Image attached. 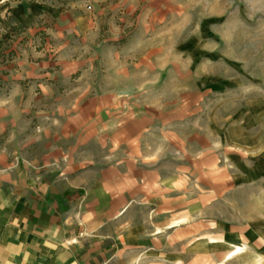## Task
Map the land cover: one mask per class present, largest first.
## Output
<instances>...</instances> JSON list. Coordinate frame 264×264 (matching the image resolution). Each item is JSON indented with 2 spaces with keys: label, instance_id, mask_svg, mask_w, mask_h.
<instances>
[{
  "label": "crops",
  "instance_id": "0c3cea01",
  "mask_svg": "<svg viewBox=\"0 0 264 264\" xmlns=\"http://www.w3.org/2000/svg\"><path fill=\"white\" fill-rule=\"evenodd\" d=\"M109 5L0 0V41L55 44L4 66L0 264H264V146L197 122V0Z\"/></svg>",
  "mask_w": 264,
  "mask_h": 264
},
{
  "label": "rangeland",
  "instance_id": "374dc122",
  "mask_svg": "<svg viewBox=\"0 0 264 264\" xmlns=\"http://www.w3.org/2000/svg\"><path fill=\"white\" fill-rule=\"evenodd\" d=\"M118 2L110 0L109 7ZM197 29V77L200 86L209 78L215 88L199 95L198 124L216 130L219 148L243 141L255 150L259 143L264 146V0H197ZM54 47L47 34L15 37L11 48L17 54L5 63L0 60V91L10 90L7 72H2L7 63L30 49L53 54ZM256 188L250 191L251 200L258 194Z\"/></svg>",
  "mask_w": 264,
  "mask_h": 264
},
{
  "label": "trees",
  "instance_id": "16d2710c",
  "mask_svg": "<svg viewBox=\"0 0 264 264\" xmlns=\"http://www.w3.org/2000/svg\"><path fill=\"white\" fill-rule=\"evenodd\" d=\"M6 25L10 28L11 33L7 39L0 41V60L3 63L12 60L15 57L17 52L13 48H11V42L15 37L19 36V34L23 33L26 29V25L23 24L18 23L16 25H11L10 20L7 21ZM2 72H4L5 74V71Z\"/></svg>",
  "mask_w": 264,
  "mask_h": 264
},
{
  "label": "bare ground",
  "instance_id": "6f19581e",
  "mask_svg": "<svg viewBox=\"0 0 264 264\" xmlns=\"http://www.w3.org/2000/svg\"><path fill=\"white\" fill-rule=\"evenodd\" d=\"M234 251H235V250H234ZM234 251H233V252H234ZM240 252H241V251H240ZM237 253H239V252H237ZM232 257H233V255H232ZM230 258H231V257H230Z\"/></svg>",
  "mask_w": 264,
  "mask_h": 264
}]
</instances>
